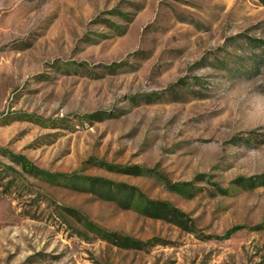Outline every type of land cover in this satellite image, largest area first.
<instances>
[{
    "label": "rangeland",
    "instance_id": "rangeland-1",
    "mask_svg": "<svg viewBox=\"0 0 264 264\" xmlns=\"http://www.w3.org/2000/svg\"><path fill=\"white\" fill-rule=\"evenodd\" d=\"M0 150V264H264V2L0 0Z\"/></svg>",
    "mask_w": 264,
    "mask_h": 264
},
{
    "label": "trees",
    "instance_id": "trees-1",
    "mask_svg": "<svg viewBox=\"0 0 264 264\" xmlns=\"http://www.w3.org/2000/svg\"><path fill=\"white\" fill-rule=\"evenodd\" d=\"M262 2H264V0H261ZM1 151V150H0ZM18 162L20 163L21 167L27 171V172H31V173H42L41 170L37 169L34 165L30 164L27 159L21 155H17L14 156ZM124 190V189H123ZM148 208L152 211L155 212L157 216L154 217H165L167 219H173V221L181 223V217H184V215L182 214V212L165 203V202H159V201H153V200H149L148 201ZM180 219V220H179ZM238 228L234 227L231 228L229 230H227L225 232V234L222 236L223 239L230 237V235H232ZM111 237H113L116 240L117 244H125V245H129L127 243H130L131 241L129 240V238L127 237H122L119 236L117 234H111ZM126 241V242H125Z\"/></svg>",
    "mask_w": 264,
    "mask_h": 264
}]
</instances>
